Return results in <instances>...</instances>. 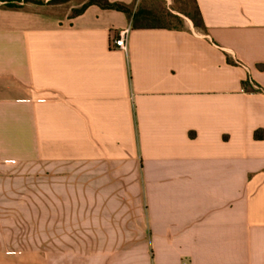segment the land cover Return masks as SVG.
<instances>
[{
	"label": "crops",
	"instance_id": "0c3cea01",
	"mask_svg": "<svg viewBox=\"0 0 264 264\" xmlns=\"http://www.w3.org/2000/svg\"><path fill=\"white\" fill-rule=\"evenodd\" d=\"M195 1L206 33L127 53L122 12L0 7V192L52 193L35 234L1 220L0 264H264V0Z\"/></svg>",
	"mask_w": 264,
	"mask_h": 264
},
{
	"label": "trees",
	"instance_id": "16d2710c",
	"mask_svg": "<svg viewBox=\"0 0 264 264\" xmlns=\"http://www.w3.org/2000/svg\"><path fill=\"white\" fill-rule=\"evenodd\" d=\"M69 0H49L46 4L42 0H0V7L8 10L22 11L26 6L48 7L49 5L63 3ZM163 0H144V4L138 6L135 11L132 7L122 3H111L108 0H87L79 9L74 10L71 17L81 15L88 7L97 6L103 10H111L124 13L130 19L132 29L144 28H160L169 30H182L184 29L183 19L189 20L194 29L206 33L202 17L198 10L195 0H172L171 11H167L161 7ZM147 2L150 4H157L153 7L145 5ZM230 65H235L233 61L227 60ZM249 82L243 83L246 90H249ZM260 87L255 86L251 92H261ZM254 137L261 139V132H255Z\"/></svg>",
	"mask_w": 264,
	"mask_h": 264
},
{
	"label": "rangeland",
	"instance_id": "374dc122",
	"mask_svg": "<svg viewBox=\"0 0 264 264\" xmlns=\"http://www.w3.org/2000/svg\"><path fill=\"white\" fill-rule=\"evenodd\" d=\"M44 4H46L49 0H42ZM87 0H69L59 4L49 5L48 7H41L38 8L36 6H26L25 9L27 10H38L44 11L51 15H55L60 18H71L73 11L79 9L83 4H85ZM163 4L161 5L167 11H171L172 8V0H163ZM144 4V0H127L125 5L131 6L132 11ZM145 5H151L153 7H157V4H150L147 2ZM172 12V11H171ZM176 14L175 12H172ZM183 22H188L186 19H183ZM14 178H12L13 181ZM51 182V180L49 179ZM5 179L3 180L0 178V185H4ZM36 178H32L30 184L29 192H18V193H9V192H0V203L13 200V201H21V202H28L27 208H20V209H6L0 207V223L1 220L4 218H13L16 226L21 231L22 229L28 228L29 231H33L35 234L36 222L37 218L41 215L42 209L35 207V205H31V203H36L38 200H52V193L45 192H37L36 186ZM29 184V183H28ZM51 211V209L49 210ZM23 231V230H22ZM21 231V232H22ZM0 232H2V225H0ZM21 234V233H20ZM20 237V235H19ZM18 247L26 248V247H35L36 241L35 238L32 241H18Z\"/></svg>",
	"mask_w": 264,
	"mask_h": 264
},
{
	"label": "built area",
	"instance_id": "2783aa9c",
	"mask_svg": "<svg viewBox=\"0 0 264 264\" xmlns=\"http://www.w3.org/2000/svg\"><path fill=\"white\" fill-rule=\"evenodd\" d=\"M131 25L123 29H112L109 32V49L127 53L128 40L131 33Z\"/></svg>",
	"mask_w": 264,
	"mask_h": 264
}]
</instances>
